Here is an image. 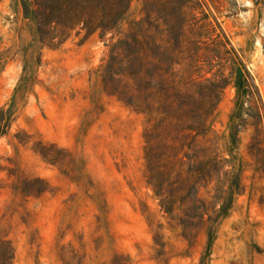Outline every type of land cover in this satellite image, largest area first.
<instances>
[{"label": "rangeland", "instance_id": "rangeland-1", "mask_svg": "<svg viewBox=\"0 0 264 264\" xmlns=\"http://www.w3.org/2000/svg\"><path fill=\"white\" fill-rule=\"evenodd\" d=\"M163 1L133 0L119 35L147 16V2L151 8ZM189 1L200 20L194 33L203 71L230 79L211 125L225 150L232 130L239 132L236 150L245 170V191L210 253L205 230L190 244L180 229L169 228L146 183L145 118L102 85L110 35L73 36L57 49L29 46L32 36H19L12 0H0V106L15 116L0 137V236L12 239L14 264H65L63 257L102 264L116 253L133 264H264V0ZM25 70L33 82L18 90ZM40 140L66 156L46 161L34 150ZM36 177L49 190L22 193L24 180Z\"/></svg>", "mask_w": 264, "mask_h": 264}, {"label": "trees", "instance_id": "trees-1", "mask_svg": "<svg viewBox=\"0 0 264 264\" xmlns=\"http://www.w3.org/2000/svg\"><path fill=\"white\" fill-rule=\"evenodd\" d=\"M132 1L12 0V9L20 20L19 36L28 32L32 40L27 44L39 49H57L73 36L98 34L106 39L110 35L102 85L108 95L145 118L146 183L169 228L180 229V236L190 244L205 230L210 253L220 225L246 188L243 161L236 150L239 132L232 130V145L225 150L211 125L230 79L221 71L212 76L203 71L201 39L194 33L200 20L189 0L180 6L179 0H166L151 8L147 2V16L132 21L129 31L119 35ZM26 73L18 90L33 82ZM14 120V111L0 106V137L8 134ZM31 137L16 135L21 143ZM55 148L42 140L34 144V150L53 164L66 156L65 149L56 152ZM24 182L21 190L27 196L49 190L41 177ZM163 227L157 225V244ZM14 261L12 239L0 236V264ZM63 261L71 264L64 257ZM102 264L133 263L129 255L116 253Z\"/></svg>", "mask_w": 264, "mask_h": 264}]
</instances>
